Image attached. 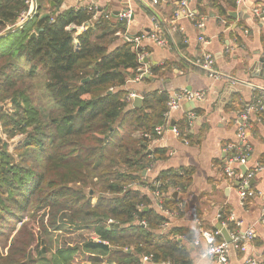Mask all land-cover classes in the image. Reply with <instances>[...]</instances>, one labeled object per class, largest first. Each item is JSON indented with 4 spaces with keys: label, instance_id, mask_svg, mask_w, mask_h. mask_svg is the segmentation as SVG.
Returning <instances> with one entry per match:
<instances>
[{
    "label": "trees",
    "instance_id": "trees-1",
    "mask_svg": "<svg viewBox=\"0 0 264 264\" xmlns=\"http://www.w3.org/2000/svg\"><path fill=\"white\" fill-rule=\"evenodd\" d=\"M150 4L149 15L159 18V3ZM25 7V0H0V39L17 34L12 49L0 51V264L46 261L42 234L61 214L93 225L98 238L68 243L52 264H140L144 254L153 255L147 264H193L188 243L195 233L171 224L162 232L171 219L154 204L153 181L142 176L167 150L152 153L151 140L135 134L158 137L168 95L150 91L141 107L133 105L126 84L143 64L124 37L126 20L95 18L96 9L88 7L46 12L45 3L24 28L7 30ZM172 37L183 52L180 34ZM177 128L184 139L192 137L188 119ZM17 135L25 138L10 151ZM181 174L170 170L156 178L164 209H177L172 190L182 188ZM91 190L99 193L95 203ZM177 234L188 240L172 238Z\"/></svg>",
    "mask_w": 264,
    "mask_h": 264
},
{
    "label": "crops",
    "instance_id": "crops-1",
    "mask_svg": "<svg viewBox=\"0 0 264 264\" xmlns=\"http://www.w3.org/2000/svg\"><path fill=\"white\" fill-rule=\"evenodd\" d=\"M150 1L40 0V4L42 7L47 4L46 12L56 13L93 6L95 18L105 15L120 19L123 11L131 9L133 14L125 33L130 38L153 31L154 19L160 23L162 32L170 38V47H161L153 39L143 38L140 46L149 60L142 66L146 74L140 81H128L126 89L130 94L157 91L169 95L188 88L204 91L206 97L195 101L196 106L186 102L172 113L162 138L151 140L149 145L150 152L166 149L167 156L151 163L142 176L155 181L164 171L180 170L181 176H185L178 192L183 212L169 216L171 226L194 232L197 236L193 231L196 218L202 219L205 228L216 229L221 223L217 219L218 213L227 211L234 217L225 226L229 232H234L236 222L240 223L241 230L250 227L255 230L248 252L231 248L228 264H244L248 254L255 255L259 264H264V222L260 221L264 206V169L257 172L252 180L256 194L245 201L239 194L243 166L234 165L237 170L234 178L226 179L222 174L229 157L225 146L238 139L237 114L256 102L264 90V65L259 61L264 58V19L254 12L255 8L264 9V0H247L242 4H237L236 0H188L194 17L177 16L181 0H167L155 3L158 4L155 12L159 18L149 15ZM199 22L204 23L202 29L198 28ZM82 30L80 28L78 32ZM174 32L180 34L183 52L172 37ZM200 34L207 39L206 45L198 40ZM204 46L214 57L213 69L218 76H211L196 64ZM191 114L195 115L192 119ZM183 119H188L192 127L193 135L186 138L187 141L171 129L173 120L177 126ZM250 119L252 125L248 140L252 151L248 166L252 168L257 164L264 166V110L251 111ZM154 204L164 211L155 200ZM220 239L224 240L222 233L216 241ZM188 246L193 253V264H221L212 258H200L205 242L194 247L189 241Z\"/></svg>",
    "mask_w": 264,
    "mask_h": 264
},
{
    "label": "built area",
    "instance_id": "built-area-1",
    "mask_svg": "<svg viewBox=\"0 0 264 264\" xmlns=\"http://www.w3.org/2000/svg\"><path fill=\"white\" fill-rule=\"evenodd\" d=\"M95 2L96 0H92ZM133 1V0H128ZM154 3L158 2H165L167 0H152ZM247 0H236L237 4H242ZM26 7L20 12L17 21L13 25H9L7 30H13L12 32L21 30L24 28L39 12L40 10V0H25ZM93 6H90L92 9ZM254 12L259 16L262 15L264 19V9L255 8ZM132 10L128 9L122 12L121 19L126 20L127 24L130 23L132 18ZM180 14H185L188 16L194 17L195 14L190 10L188 5V0H181L179 5V10L177 12V16ZM204 27V23L199 22L198 28L202 29ZM75 27L72 26L71 29ZM83 29V27H81ZM125 38L128 41H132L135 43V47L139 51V59L140 62L143 64L146 58V54L142 52V48L140 46L141 40L143 38H150L153 39L159 46L161 47H170L171 41L169 37H166L162 32V27L160 23L154 19V29L151 32H147L146 34H142L140 36L130 38L125 35ZM198 40L203 43L204 45L207 44V39L203 34H200ZM196 64L199 65L202 69H204L207 73L211 76H218L213 69L214 64V57L213 55L207 51V48L204 46L202 49V54L197 58ZM146 74V69L141 67L138 70V73L134 80L140 81L144 78ZM138 94H130V99L133 100ZM206 97L204 91L201 90H193L188 88H183L177 91H174L169 94L167 99V106L168 110L165 112V118L167 123L165 125H158L155 128V132L157 134V138H162L164 134V130L169 126V120L172 116V113L182 107V105L186 102L191 101H202ZM259 111L264 110V90L262 94L258 97L256 102L251 104L250 106L245 107L237 114L236 122L238 127L237 132V141L230 142L225 146V152H229V157L225 165L222 168V174L224 178L231 179L237 175V170L234 167L235 164L239 166H246L247 170L244 172L242 178L239 181V194L242 201H245L249 197H252L256 194L255 190L252 187V180L257 172L264 169V166L261 164H257L255 167L250 168L248 166V160L250 153L252 151V146L249 143L248 131L251 127V119L250 114L251 111ZM194 114H191L190 119L194 118ZM171 129L176 132V134L180 135V131L175 125H171ZM139 136L147 137L148 139L152 140L153 137L150 133H140ZM154 185L156 186V190L153 191V198L162 210L166 212L168 216L171 215H180L183 212V204L178 201L177 199V209L175 211H171L169 209H164L163 206V197L165 193L160 190L162 185L161 179L153 181ZM169 184H172V181H168ZM180 187H175L173 191H180ZM217 219L221 222L223 226L228 225V222H232L231 220L234 219L233 214H229L227 219H223V213L220 211L217 215ZM223 219V220H221ZM260 221L264 222V206L261 208L260 213ZM108 223H113L112 219L108 220ZM168 226H170V221H166L162 224V232H166L168 230ZM235 230L234 232H230L231 241L222 240L216 241V237L220 235L221 231L219 229H209L204 227V223L201 218L195 219V225L193 231L197 232V236L191 240V244L196 247L202 244V242L206 243L205 249L201 252L200 258H212L220 262L221 264H228L229 262V252L231 248H235L243 253L248 252L249 244L254 238L255 230L250 227L245 230L240 229V223H235ZM172 238L180 239L183 241L188 240L187 234H177L172 235ZM153 260L152 254H144L142 261L140 264H147ZM164 264H170L169 262H165ZM244 264H259V259L255 255L248 254L245 258Z\"/></svg>",
    "mask_w": 264,
    "mask_h": 264
},
{
    "label": "rangeland",
    "instance_id": "rangeland-1",
    "mask_svg": "<svg viewBox=\"0 0 264 264\" xmlns=\"http://www.w3.org/2000/svg\"><path fill=\"white\" fill-rule=\"evenodd\" d=\"M17 34L12 33L6 37L0 39V51H9L12 49L14 40L16 39ZM169 96V95H168ZM10 106L11 103L6 104ZM140 133H136L135 137H139ZM25 138V135H17L9 141V150L13 151ZM2 139L6 140L5 135H2ZM90 189V188H88ZM87 189V190H88ZM91 192H95L91 190ZM92 201L95 203L97 201L98 192L93 193ZM92 194V195H93ZM93 225L81 226L73 224L63 214L57 216L56 225L54 227L48 228L42 234V240L45 246L48 248V253L45 255L46 261L41 262L40 264H52L55 253L61 249V247L68 246V243L78 244L87 241L91 237H96L93 233ZM93 234V235H92ZM86 262H81L80 264H85Z\"/></svg>",
    "mask_w": 264,
    "mask_h": 264
},
{
    "label": "water",
    "instance_id": "water-1",
    "mask_svg": "<svg viewBox=\"0 0 264 264\" xmlns=\"http://www.w3.org/2000/svg\"><path fill=\"white\" fill-rule=\"evenodd\" d=\"M235 16H236V15H235ZM88 25H89V22L86 23V26H88ZM72 29H73V28H72ZM36 34H37L36 32H33V33L31 34V37L35 36ZM259 61L262 63V65H264V58H260ZM148 62H149V60H148L147 58H145L144 63H148ZM263 73H264V72H263ZM89 79H90V78L88 77V78L84 79L83 82L88 81ZM144 95H145L144 92L141 93L140 95H137V96L133 99V105L136 106V107H141V106H142V103H143ZM190 103H191L192 105L196 106L195 101H191ZM174 124H175V121L173 120L171 125H174ZM242 168H243L244 172H246V170H247L246 168H247V167H246V166H243ZM145 173H146V170L143 171V174H145ZM173 197H174L175 199H178V191H174V192H173ZM117 226H118V225H117ZM217 229H219V230L221 231V233H222V235L224 236V239H225V240H227V241H231L230 232H229L228 228H226V227L223 226L221 223H219V224L217 225Z\"/></svg>",
    "mask_w": 264,
    "mask_h": 264
}]
</instances>
